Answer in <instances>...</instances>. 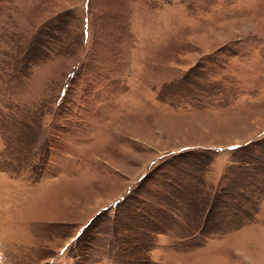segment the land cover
Wrapping results in <instances>:
<instances>
[{
	"label": "rangeland",
	"instance_id": "1",
	"mask_svg": "<svg viewBox=\"0 0 264 264\" xmlns=\"http://www.w3.org/2000/svg\"><path fill=\"white\" fill-rule=\"evenodd\" d=\"M0 264H264V0H0Z\"/></svg>",
	"mask_w": 264,
	"mask_h": 264
}]
</instances>
